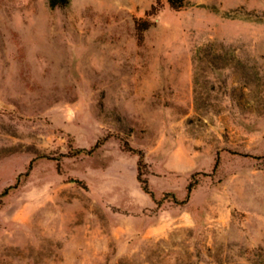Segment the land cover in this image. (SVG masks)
Listing matches in <instances>:
<instances>
[{
    "label": "rangeland",
    "instance_id": "374dc122",
    "mask_svg": "<svg viewBox=\"0 0 264 264\" xmlns=\"http://www.w3.org/2000/svg\"><path fill=\"white\" fill-rule=\"evenodd\" d=\"M173 4L0 0V264H264V0Z\"/></svg>",
    "mask_w": 264,
    "mask_h": 264
},
{
    "label": "trees",
    "instance_id": "16d2710c",
    "mask_svg": "<svg viewBox=\"0 0 264 264\" xmlns=\"http://www.w3.org/2000/svg\"><path fill=\"white\" fill-rule=\"evenodd\" d=\"M168 2L174 6L173 4V0H168ZM69 4V0H48V5L50 8H55V7H64L67 6ZM136 29L140 30L141 28L139 27V24L136 22ZM105 140V138L103 139V141ZM102 144L101 141H97L95 143V145L90 149V150H80L79 152H85L86 154H90L92 153L95 149L99 148V146ZM122 148L128 152H132V153H137L138 155V161H137V180L140 182L141 184V189L149 194L152 197L151 192L148 190L147 185H146V181L141 179V173L139 171V168L141 167V165L143 164V155L141 151H136L133 148H131L130 146H128V144L125 142L123 143ZM8 188L4 189V191L2 192L1 196L6 195ZM191 190V186L189 185L187 187V193L189 194Z\"/></svg>",
    "mask_w": 264,
    "mask_h": 264
}]
</instances>
